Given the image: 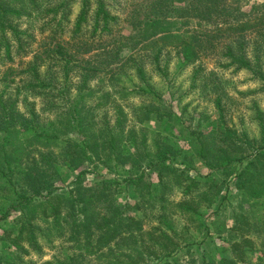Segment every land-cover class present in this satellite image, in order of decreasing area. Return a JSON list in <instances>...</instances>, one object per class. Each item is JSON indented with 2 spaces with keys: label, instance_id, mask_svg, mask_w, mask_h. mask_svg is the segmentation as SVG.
I'll use <instances>...</instances> for the list:
<instances>
[{
  "label": "trees",
  "instance_id": "trees-1",
  "mask_svg": "<svg viewBox=\"0 0 264 264\" xmlns=\"http://www.w3.org/2000/svg\"><path fill=\"white\" fill-rule=\"evenodd\" d=\"M75 1L0 0V52L5 61L32 52L23 68L10 64L0 74V189L7 192L0 199L4 203L0 221L15 213L0 237L7 247L0 248V264H18L17 253H27L29 247L39 250L43 238L60 239L68 246L42 264H136L131 260L135 254L140 261L143 255L169 256L181 249L182 242L173 224L175 212L168 207L175 206L177 215L196 221L200 230L209 233L207 219L220 210L231 183L242 196L229 217L240 239L227 248L231 255H223L226 246H222L217 255L206 253L198 264L245 261L248 254L256 253L252 234L264 227V112L254 104L256 138L245 130L235 134L227 125L225 94L214 98V120L199 118L188 126L173 110L129 103L128 111L126 105L129 98L142 95L159 99L145 66L165 75L161 65L167 64L168 45L178 69L196 65L206 53L212 36L207 34L205 44L194 30L177 33L191 20L215 23L218 30L213 37L223 39L222 66L247 69L264 86V0L247 9L244 0H185V4L150 0L146 8L151 16H131L134 33L127 37H135L131 47L144 42L141 54L123 59L110 45L87 57L77 49L84 36L101 39L114 33L119 19L111 13V1L78 0L70 38L56 37L64 31ZM30 15L41 21L36 32L31 22L21 26ZM45 31L49 44L33 50L36 34ZM201 70L199 63L193 69V82L201 78ZM27 96L37 97L52 118L39 120L35 103ZM150 122L155 123L152 132L145 127ZM168 123L177 126L179 137L156 132ZM184 146L190 153L184 152ZM194 158L204 172L190 173ZM96 164L111 174L126 172L124 182L109 177L70 188L55 186L54 175L62 168L80 178ZM147 169L156 171L155 182L145 179ZM120 186L126 188L123 202L114 198ZM176 188L189 200L170 202L168 195ZM130 197L135 199L132 204ZM129 208L143 216L136 217ZM147 208L154 209L157 220L148 231L142 222Z\"/></svg>",
  "mask_w": 264,
  "mask_h": 264
},
{
  "label": "rangeland",
  "instance_id": "rangeland-1",
  "mask_svg": "<svg viewBox=\"0 0 264 264\" xmlns=\"http://www.w3.org/2000/svg\"><path fill=\"white\" fill-rule=\"evenodd\" d=\"M111 1V13L118 16V23L115 26L114 33L112 35L104 36L101 39L97 37H82L80 41L77 42V49L82 52L86 57L91 54H96L97 51L106 48L107 46H113L111 51L119 53L120 59L129 54H141V47L144 42L138 43V45L131 47L136 41L132 37L134 30L131 26L133 19L131 16H135L136 19H147L151 15L148 13L146 5L150 3V0H106V2ZM248 2V5H244V9H247L249 5L253 2H262L263 0H244ZM114 3V4H113ZM185 0H175V4H185ZM80 8V2L76 0L70 7V12L66 18V22L63 24L64 31L56 33V37L60 34L64 40H68L71 35L72 27L77 18V14ZM149 16H147V15ZM32 18H34L32 20ZM31 22L34 26V31L40 26L41 21L37 20L33 15L24 17L21 22V26H26ZM136 22V21H135ZM86 28L89 27V23ZM217 25L208 21H199L196 23L195 20L189 21V24L179 30L177 33L184 32L185 34L194 30L200 34V37L205 41L207 34L210 43L207 44L208 49L206 53L200 57L197 64H201L202 70L199 71L200 77L196 81H192L193 69L197 67L196 65H187L183 68L178 69L176 56L174 55V50L168 45L166 49L169 52V57L165 61L167 64L161 66L165 69V75H159L155 73V70L145 66V72L147 74L148 82L152 88H154L159 96L156 101L151 100L149 96L142 95L138 97L129 98L127 101L126 109L129 111V103L133 105H150L155 109L162 111L173 110L181 116L185 126L193 125L198 119H202L203 122H209V120H214L216 118L215 108H214V98L217 95H224L222 97L224 104L225 119L228 126L233 127V132L236 134L241 130H245L250 137H259L258 126L255 121L252 120L253 106L256 104L260 110L264 112V86L261 81L255 79L251 71L247 69H236L234 66L229 68H224L221 62L224 59L221 56L222 50V35L219 37H213L217 33ZM84 32H87L84 30ZM47 31L43 33L36 34V40L34 41L32 47L33 50H43L47 46L50 40L46 37ZM115 36L118 39L114 42ZM254 36V32L250 33V37ZM87 38V39H86ZM213 42V45H212ZM52 43V41H51ZM206 47V48H207ZM32 50V51H33ZM32 52L26 57H20L17 54L13 55V62H6L5 58L0 52V74L7 69L8 66L12 64L14 68H23L28 60L31 59ZM15 69V72L17 71ZM22 94H20V98ZM28 101H34V113L37 114L39 120L45 121L46 119L52 118V113L44 111L42 103L37 97L27 96ZM20 108L23 110L24 106L19 101ZM26 108V106H25ZM153 122V121H152ZM147 131L152 132L155 123L145 124ZM170 123L163 125L162 128L156 130L168 137H179L181 132L177 129V126ZM246 150V149H245ZM184 152L190 153V150L184 146ZM236 154V151L233 153ZM194 170H190V173L194 172H204L206 169L202 166L197 158L193 159ZM59 175H54L55 186L59 188H70L75 187L80 184H93L103 178H111L119 182H124L123 178L126 176V172L109 173L105 167L96 164V166H90L85 173L80 178H74L71 171L64 168L59 170ZM145 179L147 181H156V171L153 169H147L145 171ZM2 183V181H1ZM126 188L120 186L119 189L115 191V200L118 202H123L124 192ZM225 192L227 198L220 204L221 208L217 211V214L213 215L210 219H207L208 226L210 228L209 233H205L204 229L198 228V223L196 221H188L185 216H180L176 214L178 210L175 206L171 205L168 207L170 212H175L173 215V224L175 230L180 234L178 237L182 242V247L180 250L171 253L169 256H148L143 255V261L137 255H132L131 260L136 264H190L193 260L195 263H200L203 255L215 254L219 252L218 248L226 246V251H223V255H231V252L227 249L230 243L234 240H239V233L234 232L231 228L232 219L229 218L234 209H237L238 204L241 201V195L239 190L235 187L234 183L229 185V189ZM7 195L3 189H0V199L1 196ZM181 199L189 200V195L183 194L178 188L173 189L168 195V200L170 202H176ZM134 198L130 197L128 201L129 204L134 202ZM139 200V199H137ZM115 201V202H116ZM6 204V202H5ZM4 207V203L0 201V211ZM204 206H199V209ZM243 207L248 208V203L243 202ZM132 214L136 217H142L138 211L129 208ZM127 209L126 213L130 214V210ZM168 211V212H169ZM145 215L143 217V224L148 231L151 226H155L157 220L155 218V211L152 208H147L145 210ZM264 215V210L261 211ZM15 218V213L9 215L7 218L0 221V237L3 235L5 228L13 223ZM177 238V237H176ZM251 238L254 241L255 254H248L245 261L238 262V264H264V247L261 242H264V227L256 230ZM184 242V243H183ZM24 245L27 244L24 242ZM40 249L35 250L29 247L27 253H17L20 262L18 264H42L47 260H51L56 255H59L61 250L68 246V243H64L60 239H54L48 242L45 238L40 241ZM243 247V246H242ZM0 248L6 250L5 242L0 240ZM1 251V250H0Z\"/></svg>",
  "mask_w": 264,
  "mask_h": 264
}]
</instances>
